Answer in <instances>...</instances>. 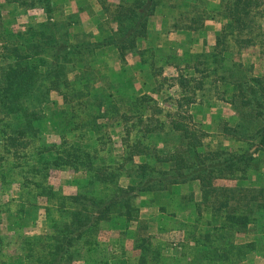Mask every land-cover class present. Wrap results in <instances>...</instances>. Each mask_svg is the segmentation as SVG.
<instances>
[{"label":"trees","instance_id":"trees-1","mask_svg":"<svg viewBox=\"0 0 264 264\" xmlns=\"http://www.w3.org/2000/svg\"><path fill=\"white\" fill-rule=\"evenodd\" d=\"M99 2L101 14L112 16L116 27L108 19L95 18L98 35L90 36L81 19L82 12L94 15L90 5L84 3L79 13L65 14L55 7L53 0H0V18L11 6L15 10L41 11L47 16L46 21L19 31L7 28L0 19V136L4 150L14 156L33 149L32 141L42 137L46 115L57 117L63 112L54 99L56 95L62 97L65 105L69 104L68 99L83 100L87 107L95 108L97 119L117 121L128 140L133 141L127 146L129 152L123 162L114 167L106 165L105 159L96 155L91 160L90 155L76 147L58 153L53 159L55 165L64 164L74 169L89 166L94 170L89 185L102 186L108 193L98 197L95 188H88L84 193L66 198L67 205L60 203L63 211L55 220L54 244L48 251L43 247L46 261L42 256L36 259L35 242L28 240L30 247L24 259L31 256L36 264H73L75 242L88 236L91 245V238L102 221L112 222L116 229L129 228L138 217L131 202L134 197L161 195L173 186L198 180L204 204L215 215V225L222 221V230L215 229L213 234H205L198 240L202 254L195 264H234L249 246L231 245L226 230L244 232L255 211L263 205L257 202L260 194L255 189L217 188L214 181L240 180L254 164L255 155L264 150V78L248 76L242 66L232 64L234 47L239 46L243 51L249 46H264V0H220L215 6L213 0H122L116 10L108 7L107 0ZM158 14L175 18L171 32L198 31L207 20L221 16L233 22L224 25L212 54L194 55L190 45L186 48L182 44L179 57L172 54L174 45L160 47V43L155 42L150 21ZM229 38L234 47L229 44ZM144 42L146 46L140 51L141 71L150 94H158L165 85L169 90L178 87L179 97L169 95L164 99L175 106L176 111H165L160 105L162 102L150 94L129 93L130 85L123 70L113 76L117 81L114 85L102 75V55L125 63L127 56ZM170 66L178 70L177 78L164 75V69ZM111 68L107 63L106 71L112 75L116 70ZM73 75L74 79L70 80ZM153 82L158 83L157 89H151ZM76 85L84 90L75 92ZM204 91L236 108L238 123L231 126L224 122L223 133L252 144L249 148L241 153L222 148L206 150L205 132L195 125L191 113L192 107L208 101L200 94ZM122 108L128 111L121 112ZM42 113L44 117L40 116ZM102 150L111 154L105 148ZM136 156L144 158L137 165L133 161ZM0 161H4L1 156ZM129 162L133 163L130 167L132 182L121 186L119 170ZM261 193L264 196L263 190ZM45 210L49 214L50 210ZM143 241L145 244L146 240ZM40 244L44 243L36 245ZM154 253L158 255L156 250ZM143 262L146 263V257ZM235 264L240 262L235 261Z\"/></svg>","mask_w":264,"mask_h":264},{"label":"crops","instance_id":"crops-1","mask_svg":"<svg viewBox=\"0 0 264 264\" xmlns=\"http://www.w3.org/2000/svg\"><path fill=\"white\" fill-rule=\"evenodd\" d=\"M81 1L84 0H53V4L55 7H60L64 10L65 14H73L79 13L83 4L88 1L94 15L91 17L87 12H82L81 19L85 32L90 36L98 35V28L94 21L96 20L95 18H99L101 21L108 19L111 25L116 27L115 19L112 16L101 14L102 8L99 0H85L84 3H81ZM189 1L195 2V0ZM121 2L122 0H107L108 7L112 10H116ZM219 2L220 0H213V5H217ZM42 14L47 19L46 14L43 12ZM175 21V18L172 16L155 15L150 21V31L164 35L167 34L165 37L172 42L170 46H175L172 54L178 55L179 57L182 56V44L186 48L190 45V52L194 55L212 54L217 46V37L221 33L224 25L233 22L232 19H224L223 16H221L207 20L205 26L198 31L171 32L170 28L174 25ZM262 25L264 26V19L262 20ZM167 28L169 30L166 32ZM185 33L188 34L187 37H185ZM229 44L234 47L233 41H231L230 38ZM145 46L146 42L135 50L139 53V58L136 62L133 61V63H131L133 58L130 59V57L133 55V51L127 56L124 68L120 66V70L125 72V77L130 85L128 92H135V94L139 96L150 94L147 80L141 71L143 58L140 51L143 50ZM159 46L164 47L162 41H160ZM234 48L235 52L233 51L232 64H237L240 67L242 66L245 72L248 71V76L252 75L264 78V64L261 66L258 64L257 60L259 58L257 55L245 54L246 56H244L243 59L241 57L246 49L253 51L259 50V54L263 52L264 55V46H249L245 47L243 51H240L239 46ZM227 51L225 52L226 56H228L230 49L228 52ZM109 61L112 65L120 63L115 61L112 57H110ZM127 62L128 64H126ZM169 68L175 71L172 77L177 78L178 70L176 68L170 66L166 67L164 71ZM126 71H128L127 74ZM134 71H136V73H134ZM69 78H71V76ZM73 79L74 75L70 80ZM133 86L134 90H132ZM173 89L175 91L171 93V95L173 94L172 96L179 97L180 91L178 87ZM83 90L84 88L82 86H75V92L80 93ZM200 94H203V96L205 95L208 101L204 102L203 105L192 107L191 113L193 114V122L195 125L205 132L203 141L206 150L211 151L222 148L232 153H241L246 150V148H249L252 144L249 145L247 142L237 140L223 133L222 125L224 122L231 126L238 123L239 114L236 108L228 102L213 98V95H211L209 91H204ZM56 96H54V98ZM59 107L61 108L60 105ZM124 109L127 110L126 108H122V112ZM61 110L63 109L61 108ZM176 110L175 106L171 109V111ZM54 112L53 110L52 113ZM52 116L53 114H51L50 121L54 119ZM54 117L56 118V116ZM120 134L121 132H118V135ZM118 135L116 134L115 137H118ZM119 140L123 141L117 138V141ZM255 158L252 167L240 180L217 179L214 181V186L217 188L241 187L244 189H255L254 191L260 194L257 202L259 205H263L257 212L255 211L251 218L250 225L244 232L226 230L231 245L238 247L249 246L247 252L244 253L240 259L234 260V264L235 261L240 262V264H264V196L261 193L262 190L264 191V150L258 152ZM143 159L144 158L141 156H136L133 161L135 165H137L140 164ZM132 164V162H129V164L119 170V181L121 186H128L132 182L130 170ZM70 186L73 191L71 193L70 191L69 193H65V195L69 197L84 193L88 189L87 183H78L76 186L70 184ZM64 190L67 189L64 188ZM43 198L45 202L41 205L32 206L33 210L39 211L52 208L49 207L50 198L45 196ZM131 202L133 207L138 211V217L129 224V228L116 229L113 227L112 222L102 221L98 224L97 233L93 234L91 238V245L88 243L90 238L88 236L75 242L72 252L81 259V262H74L73 264H100L101 261L99 259L102 255L105 259L110 260L109 263L116 261L121 262V264H195L196 260L201 259L202 254V247L200 243H198V240L204 238L205 234H213L215 229L217 232L222 230V221L215 225V215L207 208L206 204H204L203 191L201 183L198 180L173 186L161 195H138L134 197ZM43 205L46 206L43 207ZM59 207L60 205L56 206V208ZM46 214L48 217H46ZM39 220L40 222L43 221L46 223L47 230L45 233L41 232L34 234L37 236L34 240L38 239L43 242L44 244H40L41 247L46 246L48 251L54 244L52 237L55 235L54 227L56 219L45 210L44 216L39 215L35 217V226L33 229L37 227ZM143 239L146 240L145 244ZM154 250H156L158 255L154 253ZM143 257H146V263L143 262ZM154 258L156 259L155 261ZM92 259L93 261L91 262ZM229 264L232 263L230 262Z\"/></svg>","mask_w":264,"mask_h":264},{"label":"rangeland","instance_id":"rangeland-1","mask_svg":"<svg viewBox=\"0 0 264 264\" xmlns=\"http://www.w3.org/2000/svg\"><path fill=\"white\" fill-rule=\"evenodd\" d=\"M84 1H81V3H84ZM86 5L89 6L88 1L85 2ZM11 7L5 9L0 19L7 28L12 27L15 31L24 30L28 26H35L47 20L41 11L15 10ZM57 9L59 10L60 7H57ZM168 30L167 28L166 32ZM152 33L155 34L153 36L156 38V43L162 41L164 47H170L172 42L165 37L167 34ZM258 51L246 49L241 57L243 59L248 54L257 55L259 59L256 60L261 66L264 64V55L263 52L259 54ZM132 54L130 59L133 58L134 60L132 59L131 63L136 62L139 58L137 51ZM145 57L148 58V55H145ZM109 59L106 55L101 56L100 68L104 73L100 74L106 75V81L114 85L117 84V81L113 76H117L115 73L119 72L120 66L124 68L125 64L120 62L117 65H112ZM107 63L112 67V70L113 68L116 70L112 75L106 71ZM127 73L128 71H126ZM163 73L166 77H172L175 71L169 68ZM70 79H72V76ZM150 86L151 89H157L158 83L153 82ZM168 91L169 94L167 95ZM174 91L173 88L169 90L168 86L165 85L161 92L158 94L151 93L150 96L162 102L161 107L167 111L173 109V106L164 99ZM54 99L61 106L63 112L59 113L56 118L53 117L52 121H49L51 114L46 115L48 119L44 121L42 137L32 141V150H24L13 156L4 150V141L0 136V156L4 160L0 161V264H36L31 256L24 259L30 247L26 242L27 240L35 242L36 259L42 256V259L46 261L45 249L41 245H36L41 241L38 239L33 241L37 237L34 234L45 233L47 230L46 223L40 222V220L37 227L33 229L35 217L44 216L45 210L35 211V209H32V206L41 205L45 202L44 196L50 198L49 207L52 208H48L50 210L49 215L57 219L59 218L58 213L62 214L63 209L56 208V206H59L60 203L66 204L65 199L69 196L65 193L73 191L70 184L76 186L78 183H87V188H95V194L98 197L107 195L108 191L104 187H98L97 184L96 187L89 185V179L94 174V170L91 171L89 166L80 165L74 169L72 166L64 164L55 165L53 159L58 157L61 150H70L71 147H76L86 152V155H90L91 160L96 155L105 159L104 163L106 165L114 167L123 162L122 160L129 152L127 146L133 143V141L128 140L129 137L124 136L123 128H119L117 121L97 119L98 115L95 108L87 107L82 102L83 100L72 101L68 99L69 104L65 105L61 97L56 96ZM44 114L42 113L40 116L42 117ZM118 132H121V134L118 135ZM134 133L135 131L132 133V140L135 136ZM116 134L118 137H115ZM117 138L123 141H117ZM104 148L109 150L111 154L107 155L106 151L102 150ZM179 151L182 152L183 149L180 148ZM84 154L82 152L83 159L86 156ZM94 161L92 162L94 163ZM95 171H99L98 167L95 168ZM64 188L67 190H64ZM45 206L43 205V207ZM46 217H48L47 214ZM74 256L75 262H81L76 254ZM99 260L101 263H109L110 261L105 259L103 255L100 256Z\"/></svg>","mask_w":264,"mask_h":264}]
</instances>
